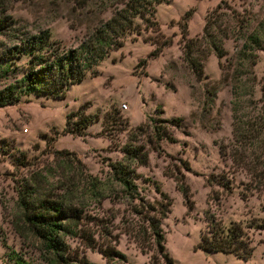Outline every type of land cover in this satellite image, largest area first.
<instances>
[{"label":"rangeland","instance_id":"obj_1","mask_svg":"<svg viewBox=\"0 0 264 264\" xmlns=\"http://www.w3.org/2000/svg\"><path fill=\"white\" fill-rule=\"evenodd\" d=\"M0 6L17 28L46 30L65 48L75 47L97 18L109 17L108 11L77 16L78 24L71 0H0ZM152 17L156 32L126 35L92 73L68 85L62 99L19 95L0 107V264H14L17 257L46 264L20 219L23 185L81 210L87 231L63 238L70 264H149L150 257L158 258L155 249L140 252L132 241L128 228L136 217L110 180L108 163L122 159L128 142L146 152L145 165L134 170L139 196L152 202L161 192L169 202L159 225L171 264H264V188L255 177L264 172V157L256 160L246 137L253 134L264 86V51L253 52V65L238 55L245 36L264 22V0H164ZM207 19L227 33L223 39L212 32L220 40V58L200 39ZM186 41L200 55L197 77L183 59ZM0 42L11 44L2 37ZM24 64L25 57L7 64L0 86L18 78ZM78 110L93 119L79 136L65 130L66 115ZM151 119L180 120L178 126L164 124L171 141L152 143ZM180 183L188 189L189 209ZM94 188L100 195H92ZM208 215L224 226L243 227L251 247L246 260L198 247ZM101 226L121 260L106 263L95 247H87L84 236L96 240Z\"/></svg>","mask_w":264,"mask_h":264},{"label":"trees","instance_id":"obj_2","mask_svg":"<svg viewBox=\"0 0 264 264\" xmlns=\"http://www.w3.org/2000/svg\"><path fill=\"white\" fill-rule=\"evenodd\" d=\"M164 0H71V13H76L74 19L80 24L77 16L86 18L90 14L109 12L107 19L97 18L86 30L84 36L75 47L65 48L59 42L50 40L46 30L29 33L14 26V20L6 15L0 6V37L11 42L6 45L0 42V82L8 76L12 63L25 57L22 73L12 82L0 86V107L10 105L18 99L19 95H45L52 99H62L68 85L79 82L86 72L93 71L99 61L108 56V53L122 46L123 38L130 34L138 36L140 32L157 31V24L153 19L154 7ZM217 20L207 19L202 28V37L207 48L217 58L222 56L220 40L214 35L218 30ZM182 37L185 35V24L180 26ZM221 37H227L223 30L219 31ZM264 22L262 21L253 32L245 36L241 43L238 55L240 60H248L253 65V52L264 51ZM198 39V41L200 40ZM196 44L186 41L183 44V59L191 71L198 76L197 68L200 57ZM157 48L153 49L148 57L155 56ZM196 52V54H194ZM195 55V56H194ZM260 105L256 121L247 138L251 137L250 148L256 160L264 157V86L260 89ZM72 119L71 127L67 128ZM93 119L81 111L70 112L66 115L65 130L74 135H81V131ZM179 119L168 121L151 119L150 138L154 145L160 140L171 141L172 138L166 130V125L178 126ZM140 128V127H139ZM138 128V129H139ZM122 159L108 163L111 183L119 188V192L127 201L130 213L136 217V222L128 228V234L140 252L150 248L156 250L158 258L150 257L149 264H159V258L164 264H171L163 248V236L160 230V220L169 204L166 196L158 192L159 200L148 202L136 191L134 181L137 178L135 166L145 165L146 152L142 145L126 143L121 147ZM264 168V162L261 165ZM261 187L264 188V172L255 173ZM90 186H95L90 183ZM187 209L191 207L188 200V189L183 184L177 186ZM92 195H100L96 188L91 189ZM18 205L20 219L30 235L39 243L42 259L46 264H70L67 248L63 241L65 236L74 235L76 231L84 233L86 227L80 223L82 219L79 208L66 204L61 198L52 199L36 194L34 189L23 185L18 191ZM208 230L200 233L198 247L207 252H221L232 254L236 258L246 260L251 247L246 232L239 223L229 222L227 226L215 222L213 216L207 217ZM260 226V224H259ZM253 227V226H251ZM258 227V226H255ZM261 227H264L261 225ZM96 240L84 236L88 241L87 247L97 250L106 263L119 261L122 255L109 245L106 240L104 226L100 227ZM100 238V243L98 239ZM14 264H26L21 258H15Z\"/></svg>","mask_w":264,"mask_h":264}]
</instances>
